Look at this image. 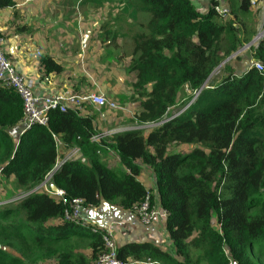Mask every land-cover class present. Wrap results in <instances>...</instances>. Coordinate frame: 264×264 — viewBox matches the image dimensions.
Here are the masks:
<instances>
[{
	"label": "trees",
	"instance_id": "1",
	"mask_svg": "<svg viewBox=\"0 0 264 264\" xmlns=\"http://www.w3.org/2000/svg\"><path fill=\"white\" fill-rule=\"evenodd\" d=\"M113 1L133 18L149 14L136 24L128 67L136 73L131 100L137 102L140 124L163 120L170 107L188 97L186 87L204 86L226 57L253 38L250 23L248 36L243 28L238 34V27L246 25L238 19L241 11H249L248 0H227L229 19L213 8L200 12L195 0ZM15 4L0 0V9ZM251 56L264 63V37ZM43 64L48 71L63 69L48 55ZM234 69L228 64L221 83L204 88L180 116L150 130L118 131L100 141L92 140L100 133L95 118L73 108L53 110L47 125L21 134L22 99L0 84V168L6 183L14 178L7 195L24 193L0 204V264H40L51 258L56 264H93L107 251L105 228L93 231L92 225L65 220L60 198L32 191L58 160L56 138L83 154L65 161L53 175V185L68 198H83L85 207L105 201L134 211L149 193L151 203L166 212L171 243L130 242L118 246L119 259L259 264L258 254L264 262V75L255 68ZM110 151L119 157L118 165H109ZM149 168L156 175L153 189L139 179ZM82 243L89 255L77 251Z\"/></svg>",
	"mask_w": 264,
	"mask_h": 264
},
{
	"label": "crops",
	"instance_id": "2",
	"mask_svg": "<svg viewBox=\"0 0 264 264\" xmlns=\"http://www.w3.org/2000/svg\"><path fill=\"white\" fill-rule=\"evenodd\" d=\"M40 1H42V3H38L39 7H37L38 4L36 0H15L16 4L14 7L0 9V32H6V41L3 46L4 51L15 65L16 70L26 80L32 81L34 92L37 95L44 96L59 93L66 89H70L76 93H87L102 89V80L98 78L104 76L105 71L98 67L100 65V59L103 55H109L108 52L111 53L113 51L114 53L116 49L114 46H119L120 38H129L131 40V45L126 44V46H124V51L129 53V61H131L134 47L133 36L137 29V23H133L135 25L134 34L127 37L128 34L124 31L115 29L114 25H110L104 21L105 17L101 14L103 13L102 10L99 12L98 17L95 18L91 10L88 11L90 12V17L87 14V10L82 8L79 16L75 17L74 14H72L73 6L68 5V0ZM79 1L80 0L75 3L77 4ZM85 1L86 0H81V4ZM23 2H25V4ZM224 2L226 3L224 6L229 8L227 0L222 1V3ZM99 3L102 5L107 4L106 6L110 7L111 3H115L116 6L114 9H116L117 6L119 7L118 2L113 0H107V2L99 1ZM52 4V10L50 11L49 6ZM195 4L197 9L201 12H206L212 8L211 0H195ZM251 7L252 6H250V8ZM119 8L122 10L124 9L123 7ZM41 9L45 11V14L42 18H38V11ZM257 11L256 26H260L264 24V13L259 10ZM14 12H17V14ZM21 12H25L26 19H24V21L18 18ZM33 13H36L34 16H37V22L32 20ZM140 13L137 14L136 18H133L138 20L137 22H139ZM9 19V23L13 26L8 25L7 21ZM19 27L24 28L20 30ZM130 30L133 31L132 26ZM28 34L29 36H27ZM72 34H74L77 40L76 42ZM104 45H106V47H103ZM110 47L112 49L108 51ZM38 49L41 51L39 54L37 53ZM102 50L105 51L103 55ZM45 55L55 59L61 64L63 69L61 71H48L43 64V56ZM108 57L109 60L114 58L113 55H109ZM126 57L127 56L123 54L121 57L118 56L117 59H126ZM108 73L109 71L106 69V75H108ZM212 86H216V83ZM132 101L134 102V100ZM121 104L131 105L129 103ZM118 113L115 112L109 117L110 119H106L109 120V125L115 127V129H121V126L126 124L123 115ZM96 120L99 127H102L103 119L97 118ZM104 123H107V121ZM19 128H21V125ZM109 132L110 131L107 130L104 131V136H108L107 134ZM57 139L62 142L60 138ZM71 148L78 147H66L62 142V145L58 148L59 154L61 156L69 155ZM80 159H82V157ZM107 160L111 166L115 164L118 165L119 163V157L112 151L109 152ZM149 172L148 169H144L139 179L147 188L153 189L156 178H153L152 171ZM52 187H54V185H52ZM83 215L94 227L110 228L115 235L118 246L130 242L148 241L160 247H165L171 243L168 234L165 232L166 216H158L151 224L146 225L140 221L135 211L124 210L117 204L105 201L99 206L84 207ZM156 241L162 242L163 244L156 243ZM87 250V252H82V248L78 247L77 249L78 252L81 251L85 255H89L90 249L87 248Z\"/></svg>",
	"mask_w": 264,
	"mask_h": 264
},
{
	"label": "built area",
	"instance_id": "3",
	"mask_svg": "<svg viewBox=\"0 0 264 264\" xmlns=\"http://www.w3.org/2000/svg\"><path fill=\"white\" fill-rule=\"evenodd\" d=\"M252 7L255 9L262 11L264 13V0H248ZM212 8L220 15L221 18L230 17V10L227 6L222 4V0H211ZM264 37V31L259 34L255 40H253V45L256 47L259 43V40ZM6 38L0 33V84L14 89L21 97L23 102V118L21 120V128L20 133L23 134L25 131L31 129L35 125H47L49 122V113L53 110H61L66 111L69 108H73L80 112L86 113V106L88 104L93 105L95 107H109L114 109H120L121 106L118 103L110 102L109 99L103 94H100L96 91H90L87 93H76L71 91L70 89H66L63 92L53 93L49 95L39 96L34 92L33 83L30 80H26L17 70L13 62L7 57L4 51V43ZM249 49L247 45L243 46L239 49L235 55L242 54ZM255 68L261 74L264 75V63L260 60H253L249 69ZM264 81V80H263ZM208 84H205L199 89L191 90L186 87L188 92V97L191 98L189 103L185 106L177 107L171 110L169 113L168 109L165 117L158 123L147 122V123H138L139 128H145V126L151 125H161L163 122L170 121L178 116H180L200 95L201 91L204 88H207ZM104 133H100L98 135L92 136L93 141H100L101 137L104 136ZM56 145H62V142L56 138ZM59 150V149H58ZM81 149L71 148L69 155H60L58 156V160L54 166V168L49 171L43 183H47L48 179L51 181L54 173L62 166V164L70 159H79L82 157ZM2 174V169L0 168V176ZM53 185V184H51ZM50 193L53 196H57L60 198L62 202L66 205L64 211L65 220L74 222L78 225L83 226H91L89 224V220L83 215L84 210V199L80 197L68 198L63 189L52 187ZM159 209H162L151 203V195L148 193L146 195L145 200L134 208L137 216L139 217L142 223L148 224L151 222L155 214L158 213ZM163 210V209H162ZM163 215L166 216V212L163 210ZM97 227L91 226L93 231L96 230ZM105 233L102 235V239L105 243L107 251L101 254L98 259L93 264H136L141 263L139 261H123L118 258V245L116 243V238L113 231L110 228H105ZM43 263V262H42ZM40 263V264H42ZM230 264H235L231 262Z\"/></svg>",
	"mask_w": 264,
	"mask_h": 264
},
{
	"label": "rangeland",
	"instance_id": "4",
	"mask_svg": "<svg viewBox=\"0 0 264 264\" xmlns=\"http://www.w3.org/2000/svg\"><path fill=\"white\" fill-rule=\"evenodd\" d=\"M25 1H28V0H25ZM77 1L78 0H68V5L73 6L72 14H74L75 17L79 16L82 8L84 10H87V14L90 17H91V15H90V12H88V11L91 10V12L94 13L95 18L98 17L99 12L102 10L103 13H101V14L105 17L104 21H106L110 25H114L115 29L124 31L126 34H128L127 37H130L131 34H134L135 25L133 23H137L138 20L133 19V17L128 12H124L118 6L116 9H114V7L116 6L115 3H111V7H110V6H106L107 4L102 5L99 3V1L107 2V0H86L83 4H81V0L76 4L75 2H77ZM222 1H225V0H222ZM23 3L25 4V2H23ZM36 3L41 4L42 1L36 0ZM39 4L37 7H39ZM222 4L224 5L226 3L224 2ZM228 5H230L229 2H228ZM52 6H53V4L49 6L50 11L52 10V8H51ZM97 8H98V10H97ZM112 9H114V10L111 11ZM38 12H37L38 18H42L45 14V11L43 9L39 10ZM14 13L17 14V12H14ZM34 14H36V13L32 14V16H33L32 20L34 22H37V20H38V19H36L37 16H34ZM240 14L241 15L239 16V19H238L239 23L240 24L250 23L249 28L251 30H248V31H249V33L254 31L253 36H252L253 38H255L257 34H261V32L264 31V24H262L260 26H256L258 11L254 7H251L249 9V11H241ZM101 16H100V18H101ZM232 17H233L232 13L230 12V17H228L226 19H229ZM242 17H244L245 20H240ZM18 18H19V20L24 21V19H26L25 12L24 13L21 12V15ZM144 18L148 19L149 14L141 12L139 14V22L138 23L140 24V23L145 22L143 20ZM9 21H10V19L7 21L8 25L13 26L9 23ZM95 26L97 27L96 24H95ZM131 26H132L133 31L130 30ZM247 27H248V24L242 25V27L241 26L238 27V34L240 36H242V34L244 33L242 31V28H243L246 36H248V33H246V32H248L246 30ZM2 30H4V29H2ZM0 33L5 37L6 32L2 31ZM27 36H29V34ZM72 36L74 37V34H72ZM74 40H75V42L77 41L76 38ZM126 44L131 45V40L129 38H120L119 46H117V47L114 46L116 48L114 50V53H113V51L111 53L108 52L110 56L113 55L114 58H116V59L112 58L109 60V57H108L109 55H107V56L103 55L105 53V51L102 50L103 56L100 59V65L98 67H99V69H104L105 72H104V76H100L98 78V79L102 80V83H103L102 89H99L98 91H96L102 95L104 94L109 99L110 102L118 103L121 106V108L120 109H114V108L111 109L109 107H95V106L90 105V104H88L86 106V113L93 116L95 118V121H97L96 120L97 118H100L101 120L103 119L102 127H99L98 124H97V127L99 128L100 133H104V131H106V130L110 131L107 135H111V133H114L116 131L138 129L139 128L138 126H140V125H137V123H135L136 121L138 122V120L135 117L136 110H137V102L135 100H134V102L131 100V96L133 95V90L131 88V84L135 81L136 73L133 71H130L128 69L131 61H129V58H130L129 53L124 51L125 50L124 46H126ZM243 45L244 46L247 45V47H249V49L242 54L235 55V53L237 52L236 51V52H233L230 56L226 57L225 58L226 60L224 59L214 69V71L209 76V78L207 80L208 85H214L216 83V86H218L221 83L223 78L225 76H227V73L224 70L227 69L228 64L231 65V67L235 68L236 70H238V69H249L251 63L253 62V58L251 56L252 55V49L254 47L253 40L251 39L248 42H244ZM103 47H106V45H104ZM109 49H112V48L111 47L108 48V51H109ZM40 52L41 51L38 49L37 53L39 54ZM123 54L125 56H127L126 59L125 58L124 59H120V58L117 59L118 56L121 57ZM106 69H108V71H109L108 75H106ZM216 86H213V88ZM187 101L188 100H187V95H186V97L182 101H180L179 103H177L176 105L171 107V109L169 110V113H171V110H173L177 107L184 106ZM121 103H129L131 105L130 106L128 104L123 105ZM115 112L116 113L119 112L118 114L123 115V117L125 119L124 122H126V124L122 125L121 129H119V128L115 129V127H111L109 125L110 122H108L109 120H106V119H110L109 117ZM106 121H107V123H104ZM138 123H140V122H138ZM154 126L155 125L145 126V129L150 130ZM183 148H185V147L183 146ZM149 171H152V170L149 168L148 172ZM152 175H153V178L155 179L156 175L154 172ZM2 179H3V182L5 185L1 184ZM13 180H14V178L12 176L9 179V183L8 182L6 183V180L4 179V177L1 174V176H0V204H7V203L14 202L19 197H22L24 195V193H22L20 191H16L15 193H13L11 195H9V194L7 195V191H10V189H13V187H12ZM51 184H52V180L50 181L48 179L47 183H43V184L41 183V184L35 186L32 189V191L47 193L51 197L57 198V196H53L50 193V190L53 189ZM158 216L159 217L164 216L162 209H159L158 213L155 214V216L153 217L151 222L146 224V225L151 224L152 221ZM88 223L90 224L91 222H88ZM143 224H145V223H143ZM116 243H117V241H116ZM156 243L161 244L162 242L156 241ZM117 245H118V243H117ZM81 248L83 250L82 252L88 251L87 247L84 245V243H82ZM253 255H255V253ZM254 257L258 261L259 264L260 263L264 264V262H260V256L258 254H256V256H254ZM130 262H133V261H130ZM56 263H57L56 260L51 258V259H46L42 264H56ZM136 264H145V263H137L136 262Z\"/></svg>",
	"mask_w": 264,
	"mask_h": 264
},
{
	"label": "clouds",
	"instance_id": "5",
	"mask_svg": "<svg viewBox=\"0 0 264 264\" xmlns=\"http://www.w3.org/2000/svg\"><path fill=\"white\" fill-rule=\"evenodd\" d=\"M248 3H249V1H248ZM249 5L251 6V4H250V3H249ZM256 36H257V35H256ZM254 39H255V38H253V40H254ZM243 46H244V45H243ZM205 84H207V82H206ZM205 84H204V85H205ZM209 87H210V88H213V86H212V85H208V87H207V88H209ZM185 105H186V104H185ZM185 105H184V106H185ZM163 123H165V122H163ZM163 123H162V124H163ZM77 147H78V146H77ZM82 156H83V154H82ZM79 159H80V158H79Z\"/></svg>",
	"mask_w": 264,
	"mask_h": 264
},
{
	"label": "water",
	"instance_id": "6",
	"mask_svg": "<svg viewBox=\"0 0 264 264\" xmlns=\"http://www.w3.org/2000/svg\"><path fill=\"white\" fill-rule=\"evenodd\" d=\"M257 37H259V34H257V36L255 37V39H256ZM255 39H254V40H255Z\"/></svg>",
	"mask_w": 264,
	"mask_h": 264
}]
</instances>
